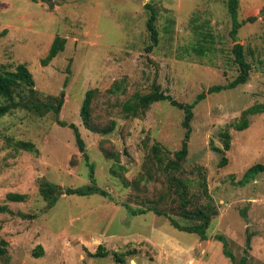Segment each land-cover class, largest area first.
<instances>
[{
	"label": "rangeland",
	"instance_id": "obj_1",
	"mask_svg": "<svg viewBox=\"0 0 264 264\" xmlns=\"http://www.w3.org/2000/svg\"><path fill=\"white\" fill-rule=\"evenodd\" d=\"M237 1L238 21L244 23L236 40L251 66L249 78L234 89L206 94L194 106L188 154L181 172H174L195 186L205 177L209 198L200 203L209 201L216 213L202 241L174 229L166 216L132 215L152 206L142 196L152 200L165 190L163 176L141 180L139 198L121 181L145 174L154 145L164 164L174 159L184 134L183 112L158 102L143 117H124L119 103L156 82L177 102L191 104L209 87L232 81L238 69L226 0H0V64L9 71L25 64L41 100L64 93L58 119L77 128L93 167L91 182L73 130L59 126L52 112L16 109L0 118V206L11 211L0 213V237L7 243L0 264H233L215 239L219 235L235 262L250 237L248 264H264V173L238 184L249 167L263 162L264 113L249 116L245 130L232 127L244 110L264 103V0ZM148 7L157 13L158 44L151 52ZM55 37L64 40V49L44 65ZM115 82L125 94L106 95ZM89 89L102 94L96 113L103 122H115L110 134L89 132L81 123ZM107 99L115 104L107 107ZM226 130L229 150L223 149ZM101 147L118 160L104 158ZM222 158L226 164L220 167ZM41 181L60 188L51 208L39 194ZM91 183L107 195L63 194ZM7 194L24 199L12 202ZM170 217L186 225L174 211ZM98 246L105 256L95 255Z\"/></svg>",
	"mask_w": 264,
	"mask_h": 264
},
{
	"label": "trees",
	"instance_id": "obj_2",
	"mask_svg": "<svg viewBox=\"0 0 264 264\" xmlns=\"http://www.w3.org/2000/svg\"><path fill=\"white\" fill-rule=\"evenodd\" d=\"M227 10L231 20L230 37L234 40L232 46V54L234 62L237 65L238 75L230 82L225 85H216L209 87L207 92L200 93L194 102L191 104L180 103L174 100L169 94H165L159 84L153 82L151 89L146 93H134L132 96L127 98L121 104V112L124 117L139 118L143 117L151 105L158 102H167L169 105L176 107L178 110L183 112L182 127L184 129L183 139L180 149L177 150L173 156L174 159H169L164 164V157L161 156V150L158 146L154 145L148 153V158L145 163L144 169L145 174H141L140 178L134 181H128L121 175V181L125 187H129L132 191L136 192V198L140 197V183L143 181L155 180L157 176H163L166 180V187L163 192L157 193L156 198L150 200L145 196H142L143 203L152 204L148 206L146 210H139L137 213L132 211V215L143 214L145 212H152L157 216H166L169 219L170 225L182 232L191 233L197 235L202 241L207 240L206 230L209 228L210 219L212 214L216 212L210 206L208 201L206 206L201 204V199L204 197L208 199L207 185L205 177L200 176L201 180L197 181V185H193V182L189 179L182 177H176L174 172H181V162L186 158L188 154V141L191 133V120L193 118V108L201 100L206 97V94L220 92L225 89H234L240 85H244L248 78L251 70L250 64L245 60L244 49L239 42H237V31L243 25V21H238V1L237 0H226ZM150 15L146 23V27L149 33L150 44L146 50L151 52L153 48L158 44V31L155 23L157 19V13L152 7H148ZM264 10V9H263ZM252 18H248V21H252ZM64 49V40L55 37L53 40L48 54L43 59L42 63L46 65L50 62L60 51ZM27 94V96L25 95ZM106 95L119 96L125 94V88L118 82L112 84V86L106 90ZM64 93L60 92L58 97L46 96L41 100L34 89V82L32 75L27 69L25 64H18L15 66L13 71L6 70L5 67L0 64V102L3 100L4 103L0 104V118L5 116L11 110L26 109L28 111L35 112L38 115L43 113L52 112L55 117V121L59 126H68L73 130L75 136V144L78 152L81 154L86 166L90 169V178L92 179V165L89 163V158L85 152V144L74 125H67L58 119L59 112L63 105ZM102 94L97 89H89L84 93V97L79 110V117L83 127L89 132L107 135L110 134L115 128V122L110 120L109 122H103L102 114L96 113L97 105L101 101ZM107 107L112 106L115 102H111L107 99L105 102ZM264 113V103L252 105L241 113L239 121L232 125L236 131H242L248 128V117L251 115ZM223 136V149L229 150L230 147V136L228 131H224ZM22 149L29 150L32 145L29 143H17ZM101 152L106 159L114 158L118 160V154L112 151H108L101 147ZM73 160H71L72 162ZM226 164V159L222 158L219 166L223 167ZM115 174L114 170H111ZM158 172H161L157 174ZM264 173V159L262 163L255 164L249 167L242 175L241 180L238 182L239 185L243 186L248 183L249 180L254 179L258 174ZM195 184V183H194ZM58 186H55L47 181H41L39 184V194L47 203V208L53 207L57 200V196L60 193ZM93 193H98L102 196H106L107 193L100 188L96 187L94 183L83 188H67L63 190L65 195H77L86 196ZM8 200L12 202H20L24 199L23 195L19 194H7ZM167 204L169 209L165 211L164 205ZM176 213L177 216L181 217V220L185 221L186 225L179 224L174 218L170 217L171 213ZM11 213L6 206H0V213ZM223 236H215L216 240H219L223 244L222 253L233 263V264H248V252L250 247V237L246 239V249L243 250V254L238 262H235L234 257L226 249V241ZM7 243L0 237V257L6 254ZM102 248L98 246L96 256H105L106 254L100 253ZM42 254V249L37 246V251L34 253L36 257ZM117 261H121L116 256ZM6 263L8 260L6 259Z\"/></svg>",
	"mask_w": 264,
	"mask_h": 264
}]
</instances>
